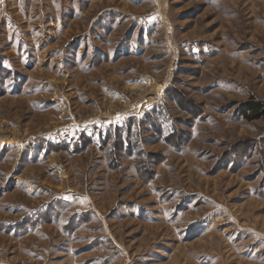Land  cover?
Returning a JSON list of instances; mask_svg holds the SVG:
<instances>
[{"label":"rangeland","instance_id":"374dc122","mask_svg":"<svg viewBox=\"0 0 264 264\" xmlns=\"http://www.w3.org/2000/svg\"><path fill=\"white\" fill-rule=\"evenodd\" d=\"M137 1L0 0V264H264V117L238 111L264 0H164L135 57L90 66V19Z\"/></svg>","mask_w":264,"mask_h":264},{"label":"crops","instance_id":"0c3cea01","mask_svg":"<svg viewBox=\"0 0 264 264\" xmlns=\"http://www.w3.org/2000/svg\"><path fill=\"white\" fill-rule=\"evenodd\" d=\"M87 1L92 3L98 0ZM136 1L137 0H126L127 4L129 3L128 5H132L133 2L137 5L140 4V1ZM148 1L146 5H149L147 6L149 11L147 12H130L126 10L128 9L126 7L121 8L112 6L102 8L90 19L89 25L83 33L84 39H86L85 43L83 42L85 46L83 54L86 60L89 59L90 66L94 64L95 57H99L100 60L114 61L123 56L135 57L138 54L139 43L141 41H147V33L153 29V14L158 12V15L161 13L162 19L166 17L163 12L164 0ZM168 27L169 24L164 21L163 28L165 31L167 30V32L169 30ZM104 36L106 38L105 40L103 39ZM74 43H77V41H74ZM148 80H150L151 87H154L156 84H154L156 81L154 76L146 73H142L141 76L138 74L135 83L130 85V90H134L136 86L139 88V82ZM135 106L136 109L139 108L137 104L134 105V107Z\"/></svg>","mask_w":264,"mask_h":264},{"label":"trees","instance_id":"16d2710c","mask_svg":"<svg viewBox=\"0 0 264 264\" xmlns=\"http://www.w3.org/2000/svg\"><path fill=\"white\" fill-rule=\"evenodd\" d=\"M238 111H239V116L243 119H246L249 121L260 119L264 117V101L250 97L248 100H246L245 102L241 104V107ZM151 124L153 127H157L159 125L157 122H155V120ZM173 130L174 131L171 132L166 137V140L171 138L172 136H176L175 133L179 134L178 130L176 129H173ZM105 140L107 141V139ZM131 148L132 146L129 147V149Z\"/></svg>","mask_w":264,"mask_h":264}]
</instances>
